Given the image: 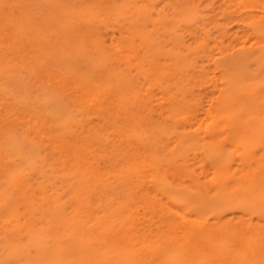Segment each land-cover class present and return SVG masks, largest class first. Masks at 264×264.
<instances>
[{
  "label": "rangeland",
  "instance_id": "rangeland-1",
  "mask_svg": "<svg viewBox=\"0 0 264 264\" xmlns=\"http://www.w3.org/2000/svg\"><path fill=\"white\" fill-rule=\"evenodd\" d=\"M0 20V220L5 219L0 221V233L8 230L0 234V264L50 260L54 237L48 235L51 233L45 224L56 232L59 225L70 228L65 230L64 236L70 237L65 250L63 244L52 254L75 251L84 256V250L90 248L93 253L87 256V264H183L181 249L172 240L164 239L172 216L173 236H179L182 224L201 228L197 248L203 255L208 253L213 264H225L229 258H237L239 264H264L262 247L251 248L252 253L246 250L254 234L263 236L264 242V231L261 235L258 228L264 225V0H0ZM254 103H258L259 110L252 115L250 107ZM220 110H228V116H222ZM235 132L243 136L241 141L231 137ZM80 158L84 159L82 164L77 162ZM70 164L71 170L67 171ZM250 177L254 181L248 182ZM140 179L144 185L139 184ZM159 202L164 205L160 206L163 214L158 215L155 206L161 205ZM179 212L187 214L185 220H181ZM34 223L43 225L44 231L39 230L42 235L47 233L42 240L45 245L41 243L43 236L33 229ZM38 234L40 241L34 238ZM95 236L101 237L94 239ZM104 237H109L108 242ZM241 239L247 240L244 245ZM201 254L195 257L201 260Z\"/></svg>",
  "mask_w": 264,
  "mask_h": 264
},
{
  "label": "bare ground",
  "instance_id": "bare-ground-1",
  "mask_svg": "<svg viewBox=\"0 0 264 264\" xmlns=\"http://www.w3.org/2000/svg\"><path fill=\"white\" fill-rule=\"evenodd\" d=\"M7 1V0H6ZM32 2V1H31ZM100 2V1H99ZM98 2V3H99ZM186 2V1H185ZM197 2H198V0H197ZM36 3V2H35ZM47 4V3H46ZM189 4H190V2H189ZM94 5V4H93ZM98 5V4H97ZM32 6V5H31ZM51 6V5H50ZM91 7H92V5H91ZM18 8V7H17ZM182 8V7H181ZM52 10V9H51ZM260 10H261V8H260ZM54 11V10H53ZM73 11V10H72ZM58 12V11H57ZM63 12V11H62ZM166 12V11H165ZM71 13V12H70ZM168 13V12H167ZM14 14V13H13ZM60 15H62V13H59ZM68 15H69V13H67ZM2 16V15H1ZM75 16V15H74ZM73 16V17H74ZM70 17V16H69ZM107 17V16H106ZM32 18V17H31ZM62 18H64V16L62 17ZM109 18V17H108ZM107 18V19H108ZM93 19V18H92ZM109 19H112V18H109ZM142 18H140V20H141ZM17 20V19H16ZM50 20H51V18H50ZM49 20V21H50ZM53 20V19H52ZM79 20V19H78ZM1 21V20H0ZM10 21V20H9ZM30 21V20H29ZM32 21V20H31ZM2 22V21H1ZM48 22V21H47ZM62 22H63V19H62ZM89 22V21H88ZM93 22V21H92ZM259 22V21H258ZM22 23V22H21ZM94 23V22H93ZM45 24H46V22H45ZM91 24V23H90ZM112 24V23H111ZM4 25V24H3ZM25 25H27V24H25ZM47 25L48 26H50L48 23H47ZM79 25V24H78ZM198 25V24H197ZM19 26V25H18ZM18 26H16L15 25V27H17L18 28ZM97 26V25H96ZM113 26V25H112ZM78 27V26H77ZM84 27V26H83ZM166 27V26H165ZM9 28V27H8ZM7 28V29H8ZM96 28V27H95ZM94 28V29H95ZM3 29H4V27H3ZM2 29V30H3ZM55 29V28H54ZM196 30V29H195ZM223 30V29H222ZM9 31H10V29H9ZM9 31H7L8 33H9ZM52 31V30H51ZM6 32V33H7ZM52 32H54V31H52ZM251 32V31H250ZM249 32V33H250ZM1 34H2V32H1ZM24 34V33H23ZM91 35H92V33H90ZM89 34V35H90ZM4 35V34H3ZM11 35H12V33H11ZM126 35V34H125ZM202 35V34H201ZM254 35V34H253ZM25 36V35H24ZM34 36V35H33ZM97 35H95V37H96ZM8 37V36H7ZM189 37V36H188ZM204 37V36H203ZM248 37V36H247ZM187 38V37H186ZM16 39V38H15ZM14 39V40H15ZM21 39V38H20ZM252 39V38H251ZM8 40V39H7ZM26 40V39H25ZM254 40V39H253ZM1 41V40H0ZM16 41V40H15ZM109 41V40H108ZM255 41V40H254ZM10 41H8V43H9ZM4 43H6V42H4ZM14 43V42H13ZM12 43V44H13ZM32 43V42H31ZM254 43V42H253ZM113 44H115V43H113ZM3 45V44H2ZM9 45V44H8ZM22 45H23V43H22ZM41 45V44H40ZM55 45V44H54ZM138 45V44H137ZM212 45V44H211ZM234 45V44H233ZM240 45V44H239ZM253 45V44H252ZM24 46V45H23ZM255 46V45H254ZM6 47V46H5ZM33 47V46H32ZM60 47V46H59ZM58 47V48H59ZM109 47V46H108ZM259 47V46H258ZM19 48V47H18ZM38 48V47H37ZM115 48H117V47H115ZM242 48V47H241ZM256 48V47H255ZM34 49V48H33ZM82 49V48H81ZM31 50V49H30ZM115 50V49H114ZM114 50H113V52H114ZM39 51V50H38ZM45 51V50H44ZM60 51H61V49H60ZM59 51V52H60ZM3 52V51H2ZM29 52H31V51H29ZM28 52V53H29ZM127 52H128V50H127ZM5 53V52H4ZM19 53V52H18ZM62 53V52H61ZM126 53V52H125ZM132 53V52H131ZM7 54H8V52H7ZM33 54H34V52H33ZM141 54V53H140ZM147 54V53H146ZM8 55H10V54H8ZM40 55H42V54H40ZM117 55H118V53H117ZM1 56H2V54H1ZM1 56H0V58H1ZM18 56V55H17ZM63 56V55H62ZM61 56V57H62ZM65 56V55H64ZM149 56V55H148ZM250 56V55H249ZM4 57V56H3ZM37 57V56H36ZM39 57V56H38ZM81 57V56H80ZM120 57V56H119ZM8 58V57H7ZM16 58V57H15ZM23 58V57H22ZM115 58V57H114ZM247 58V57H246ZM13 59V58H12ZM39 59V58H38ZM34 60V59H33ZM63 60V59H62ZM150 60V59H149ZM6 61V60H5ZM16 61V59L14 60V62ZM8 62V61H7ZM14 62H12V63H14ZM20 62V61H19ZM36 62H37V60H36ZM27 63V62H26ZM52 63V62H51ZM51 63H49L50 65H51ZM5 64H6V62H5ZM19 64V63H18ZM22 64H24V62L22 63ZM54 64V63H53ZM157 64V63H156ZM56 65V64H55ZM65 65V64H64ZM11 66V65H10ZM25 66V65H24ZM62 66V65H61ZM69 66V65H68ZM13 67H14V65H13ZM47 67V66H46ZM54 67V66H53ZM74 67V66H73ZM58 68V67H57ZM160 68H162V67H160ZM50 70V72H51V67L49 68ZM145 70V69H144ZM156 70V69H155ZM211 70V69H210ZM60 71V70H59ZM153 71V70H152ZM45 72H47V70L45 71ZM134 72V71H133ZM69 74V73H68ZM72 74V73H71ZM57 76V75H56ZM43 77V76H42ZM51 77V76H50ZM71 78H73V77H71ZM70 78V79H71ZM126 78V77H125ZM132 78V77H131ZM262 78V77H261ZM264 78V77H263ZM65 79V78H64ZM74 79V78H73ZM72 79V80H73ZM69 80V79H68ZM249 80V79H248ZM54 81V80H53ZM66 81V80H65ZM74 81V80H73ZM167 81V80H166ZM178 81V80H177ZM61 82V81H60ZM59 82V83H60ZM72 82V81H71ZM162 82V81H161ZM7 83H8V81H7ZM46 83V82H45ZM53 83V82H52ZM52 83H51V85H52ZM74 83V82H73ZM260 83V82H259ZM33 84V83H32ZM32 84H30V86H33ZM46 84H49V82L48 83H46ZM56 84V83H55ZM63 84V82L60 84V85H62ZM67 84H68V82H67ZM67 84H64V86L66 85L67 86ZM50 85V84H49ZM69 85H71L70 83H69ZM75 85H77V84H75ZM88 85V84H87ZM84 86H86V85H84ZM221 87V86H220ZM63 88V87H62ZM89 88H90V86H89ZM84 89V88H83ZM88 89V88H87ZM123 89V88H122ZM88 90H90V89H88ZM184 90V89H183ZM66 91V90H65ZM74 91V90H73ZM73 91H72V93H73ZM83 91V90H82ZM81 91V92H82ZM68 92H71V91H69L68 90ZM156 92V91H155ZM22 93V92H21ZM78 93H80V91L78 92ZM84 93V92H83ZM87 93V92H86ZM160 93V92H159ZM80 94H82V93H80ZM144 94V93H143ZM259 94V93H258ZM74 95V94H73ZM79 95V94H78ZM94 95V94H93ZM191 95V94H190ZM77 96V95H76ZM102 97H103V95H102ZM101 97V98H102ZM107 98V97H106ZM118 98V97H117ZM178 98H179V96H178ZM0 99H2V98H0ZM5 100H6V98H4ZM73 99H74V97H73ZM114 99V98H113ZM159 99V98H158ZM4 100V101H5ZM114 100H116V99H114ZM113 100V101H114ZM203 100V99H202ZM102 101H104V100H102ZM207 101V100H206ZM9 102H10V100H9ZM11 102H12V100H11ZM19 102H21V101H19ZM116 102V101H115ZM257 102V101H256ZM85 103V102H84ZM103 103V102H102ZM101 103V104H102ZM29 104V103H28ZM32 104V103H31ZM61 104V103H60ZM99 104H100V102H99ZM115 104V103H114ZM195 104V103H194ZM1 105V104H0ZM8 105V104H7ZM13 105H14V103H13ZM12 105V106H13ZM85 105V104H84ZM98 105V104H97ZM106 105H107V103H106ZM105 105V106H106ZM175 105V104H174ZM206 105V104H205ZM204 105V106H205ZM257 105H258V103H257ZM257 105H255V103H254V106H252V107H250V112L252 113V115H255V114H258V110H259V108L257 107ZM2 106V105H1ZM16 106V105H15ZM34 106V105H33ZM17 107H18V105H17ZM35 107V106H34ZM103 107V106H102ZM227 107V106H226ZM6 109H7V106L5 107ZM4 108V109H5ZM96 108V107H95ZM208 108H209V106H208ZM11 109H12V107H11ZM10 109V110H11ZM23 109V108H22ZM22 109L20 110L19 108H18V110L19 111H22ZM37 108H35V110H36ZM113 109V108H112ZM228 109V108H227ZM13 110H14V108H13ZM12 110V111H13ZM41 110V109H40ZM208 110V109H207ZM212 110V109H211ZM14 111H16L17 112V110H16V108H15V110ZM29 111V110H28ZM31 111V110H30ZM104 110H102V112H103ZM7 112H8V110H7ZM7 112H6V114H7ZM25 112V111H24ZM109 112V111H108ZM193 112V111H192ZM220 112V114L222 115V116H228V110H220L219 111ZM46 113V112H45ZM97 113H98V111H97ZM115 113V112H114ZM195 113V112H194ZM199 113V112H198ZM249 113V112H248ZM5 114V115H6ZM18 114H19V112H18ZM18 114H17V116H18ZM22 114L23 113H21V117H22V120H23V116H22ZM26 114L28 115V112L26 111ZM42 114H44V111H43V113ZM121 114V113H120ZM123 114V113H122ZM15 115V114H14ZM27 115H25L24 114V116H27ZM31 115V114H30ZM124 115V114H123ZM128 115V114H127ZM176 115V114H175ZM247 115V114H246ZM249 115V114H248ZM10 116H11V114H10ZM19 116H20V114H19ZM84 116V115H83ZM135 116V115H134ZM176 116H178V115H176ZM211 116V115H210ZM213 116V115H212ZM12 117H13V114H12ZM11 117V118H12ZM15 117V116H14ZM20 117V118H21ZM28 117V116H27ZM42 117H44V116H42ZM214 118L216 117V119H217V116L216 115H214L213 116ZM25 118V117H24ZM30 118V117H29ZM28 118V119H29ZM157 118V117H156ZM260 118V117H259ZM7 119V118H6ZM31 119V118H30ZM35 119V118H34ZM33 119V120H34ZM42 119H44V118H42ZM142 118H140V120H141ZM144 119V118H143ZM151 119V118H150ZM215 119V120H216ZM4 120V119H3ZM18 120H19V117H18ZM24 120H26V119H24ZM32 120V119H31ZM31 120H30V122H31ZM32 120V121H33ZM136 120H138V118L136 117ZM215 120H213V122L215 123ZM142 121V120H141ZM149 121V120H148ZM12 122V121H11ZM29 122V123H30ZM40 122V121H39ZM128 122H130V120L128 121ZM146 122H147V120H146ZM194 122V121H193ZM32 123V122H31ZM47 123V122H46ZM148 123V122H147ZM150 123V122H149ZM217 123V122H216ZM16 124V123H15ZM19 124H20V122H19ZM49 124V123H48ZM131 124V123H130ZM134 124V123H133ZM143 124H145V122L143 123ZM24 125V124H23ZM34 125H36V124H34ZM33 125V126H34ZM37 125H41V124H37ZM120 125V124H119ZM216 125V124H215ZM127 126V125H126ZM143 126V125H142ZM36 127V126H35ZM147 127H149V126H147ZM157 127H158V125H157ZM187 127V126H186ZM197 127V126H196ZM202 127V126H201ZM213 127V126H212ZM31 128V127H30ZM134 128V127H133ZM146 128V127H145ZM189 128V127H188ZM218 128H220V127H218ZM221 128H223V127H221ZM24 129V128H23ZM127 129H128V127H127ZM148 129V128H147ZM150 129V128H149ZM227 130H228V128H226ZM40 130V129H39ZM39 130H38V132H39ZM114 130V129H113ZM126 130V129H125ZM155 130V129H154ZM223 130V129H222ZM225 130V129H224ZM139 131V130H138ZM169 131V130H168ZM187 131H189V130H187L186 129V132ZM34 132V131H33ZM127 132V131H126ZM153 132V131H152ZM225 132V131H224ZM227 132V131H226ZM28 133H30V131L28 132ZM54 133V132H53ZM56 133V132H55ZM148 133V132H147ZM22 135H23V133H21ZM27 134V133H26ZM34 134V133H33ZM35 134H36V132H35ZM39 133H37V135H38ZM61 134H62V132H61ZM64 134V133H63ZM150 134V133H149ZM1 136V135H0ZM82 136V135H81ZM216 136V135H215ZM247 136V135H246ZM39 137V136H38ZM59 138H60V136H58ZM67 137V136H66ZM203 137V136H202ZM231 137L234 139V140H237V141H241V137H243L241 134H239V133H237V132H235V133H233L232 135H231ZM3 138V137H2ZM25 138V137H24ZM39 138H41V137H39ZM55 138V137H54ZM78 138V137H77ZM119 138V137H118ZM120 138H123V136L122 137H120ZM152 138H153V136H152ZM158 138H159V136H158ZM157 138V139H158ZM201 138V137H200ZM1 139V138H0ZM42 139V138H41ZM125 139V138H124ZM155 139H156V137H155ZM214 139V138H213ZM3 140V139H2ZM27 140V139H26ZM72 140V139H71ZM71 140H70V142H71ZM216 140H217V138L215 139V142H216ZM1 141V140H0ZM52 141V140H51ZM75 141V140H74ZM130 141H132V140H130ZM3 142V141H2ZM25 142V141H24ZM102 142V141H101ZM123 142V141H122ZM129 142V141H128ZM134 142V141H133ZM207 142H209V140H207ZM223 142V141H222ZM227 142V141H226ZM235 142V141H234ZM9 143V142H8ZM51 143V142H50ZM50 143H48V144H50ZM55 143V142H54ZM66 143V142H65ZM68 143H69V141H68ZM75 143V142H74ZM91 143H92V141H91ZM91 143H90V145H91ZM131 143V142H130ZM212 143H213V141H212ZM39 144H40V142H39ZM56 144V143H55ZM77 144H78V142H77ZM136 144V143H135ZM169 144V143H168ZM65 145V144H64ZM89 145V146H90ZM131 145V144H130ZM130 145H128V146H130ZM177 145V144H176ZM60 146H62V145H60ZM71 146V145H70ZM69 146V147H70ZM132 146H134L133 144H132ZM137 146V145H136ZM167 146V145H166ZM192 146V145H191ZM237 146V145H236ZM27 148H28V146H26ZM100 147V146H99ZM140 147H141V145H140ZM235 147V146H234ZM8 148H9V145H8ZM41 148V147H40ZM105 148V147H104ZM121 148H122V145H121ZM124 148V147H123ZM126 148H127V146H126ZM136 148H138V147H136ZM143 148H145V147H143ZM158 148V150L160 151V150H162V149H159V147H157ZM232 148V147H231ZM48 149V148H47ZM56 149V148H55ZM54 149V150H55ZM65 149V148H64ZM112 149V148H111ZM196 149H198V148H196ZM247 149H249V148H247ZM67 150V149H66ZM71 150V149H70ZM98 150V149H97ZM119 150V149H118ZM132 150H133V147H132ZM191 150V149H190ZM234 150V149H233ZM72 151H73V149H72ZM71 151V152H72ZM80 151V150H79ZM82 151V150H81ZM113 151V150H112ZM129 151V150H128ZM196 151H198V150H196ZM69 152V151H68ZM71 152H69V154L71 153ZM126 152H127V150H126ZM137 152V151H136ZM138 152H139V148H138ZM233 152V151H232ZM42 153V152H41ZM62 154H63V152H61ZM133 153V152H132ZM134 153H135V147H134ZM133 153V154H134ZM168 153V152H167ZM196 153H198V152H196ZM238 153V152H237ZM55 154H56V152H55ZM144 154V153H143ZM8 155V154H7ZM95 155H96V157L98 156V153L97 152H95ZM103 155H104V153H103ZM112 155V154H111ZM160 155V154H159ZM244 155V154H243ZM248 155V154H247ZM123 156V155H122ZM128 156H129V154H128ZM162 156H164V155H162ZM223 156V155H222ZM257 156V158H258V155H256ZM82 157V156H81ZM138 157V156H137ZM156 157V156H155ZM221 157V156H220ZM236 157V156H235ZM250 157V156H249ZM34 158V157H33ZM61 158V157H60ZM68 158V157H67ZM73 158H74V156H73ZM113 158V157H112ZM200 158V157H199ZM256 158V157H255ZM86 159V158H85ZM111 159V158H110ZM133 159H135V158H133ZM143 159V158H142ZM236 159V158H235ZM245 159V158H244ZM247 159V158H246ZM262 159V158H261ZM23 160V159H22ZM60 160V159H59ZM71 160V159H70ZM111 160H114V159H111ZM128 160V159H127ZM145 160H147L146 158H145ZM144 160V161H145ZM260 160V159H259ZM39 161V160H38ZM57 161V160H56ZM81 162V164L84 162V159H79L77 162ZM98 161V160H97ZM133 161V160H132ZM165 161V160H164ZM180 161V160H179ZM179 161L178 162H176L177 164L179 163ZM194 161H196L195 159H194ZM221 161V160H220ZM255 161H257V160H255ZM254 161V162H255ZM18 163H19V161H17ZM21 162H23V161H21ZM128 162H129V160H128ZM139 162V161H138ZM170 162V161H169ZM181 162V161H180ZM183 162V161H182ZM238 162V161H237ZM254 162H253V164H254ZM259 162V161H258ZM257 162V163H258ZM54 163V162H53ZM57 163V162H56ZM73 163V162H72ZM131 163H133V164H135L134 162H130V164ZM143 163V162H142ZM260 163V162H259ZM262 163V162H261ZM47 164V163H46ZM52 164V163H51ZM60 164V163H59ZM81 164H80V166H81ZM85 164V163H84ZM87 164H88V162H87ZM102 164V163H101ZM145 164V163H144ZM161 164V163H160ZM210 164V163H209ZM238 164V163H237ZM264 164V163H263ZM21 165V164H20ZM23 165H24V163H23ZM22 165V166H23ZM49 166H50V164H48ZM127 165V164H126ZM164 165V164H163ZM170 165V164H169ZM255 165V164H254ZM58 166V165H57ZM62 166V165H61ZM60 166V167H61ZM71 166H72V164H70V167L69 168H67V171H70L71 170ZM89 166V165H88ZM96 166V165H95ZM102 166V165H101ZM122 166V165H121ZM128 166V165H127ZM133 166V165H132ZM135 166V165H134ZM133 166V167H134ZM148 166V165H147ZM166 166V165H165ZM207 166V165H206ZM21 167V166H20ZM54 168L56 167L55 165L53 166ZM85 167V166H84ZM94 167V166H93ZM125 167V166H124ZM132 167V168H133ZM144 167H145V165H144ZM164 167V166H163ZM171 167V166H170ZM174 167V166H173ZM198 167V166H197ZM240 167V166H239ZM43 168V167H42ZM59 168V167H58ZM154 168V167H153ZM172 168V167H171ZM177 168V166L175 167V169ZM194 168V167H193ZM209 168V167H208ZM235 168V167H234ZM254 168L256 169V166H254ZM258 168V167H257ZM105 169V168H104ZM109 169V168H108ZM126 169V168H125ZM127 169H129V168H127ZM126 169V170H127ZM134 169H135V167H134ZM143 169H145V168H143ZM143 169L141 170V171H143ZM150 169V168H149ZM168 169H170V168H168ZM167 169V170H168ZM1 170V169H0ZM22 170H24V169H22ZM56 170H57V168H56ZM61 170H62V168H61ZM160 170V169H159ZM171 170V169H170ZM184 170V169H183ZM58 171H59V169H58ZM64 171V170H63ZM116 171H117V169H116ZM135 171V170H134ZM146 171V170H145ZM149 171V170H148ZM148 171L146 172V174H148ZM151 171V170H150ZM153 171V170H152ZM205 171V170H204ZM237 171H239V170H237ZM104 172V171H103ZM120 172V171H119ZM126 171L124 170V174H126L125 173ZM157 172H158V169H157ZM156 172V173H157ZM176 172V171H175ZM177 172H179V171H177ZM201 172V171H200ZM228 172V171H227ZM261 172H263V171H261ZM50 173V172H49ZM85 173V172H84ZM118 173V172H117ZM129 173H130V170H129ZM135 173V172H134ZM160 173V172H159ZM162 173V172H161ZM215 173V172H214ZM226 173V172H225ZM229 173V172H228ZM227 173V174H228ZM238 173V172H237ZM239 173H240V171H239ZM23 174V173H22ZM36 174V173H35ZM47 174V173H46ZM54 174V173H53ZM56 174V173H55ZM67 174V173H66ZM88 174V173H87ZM101 174V173H100ZM123 174V175H124ZM128 174V173H127ZM126 174V175H127ZM131 174V173H130ZM129 174V175H130ZM152 174V173H151ZM178 174V173H177ZM180 174V173H179ZM202 174V173H201ZM204 174V173H203ZM78 175V173L76 174V176ZM85 175V174H84ZM107 175V174H106ZM155 175V174H154ZM164 175H166V174H164ZM224 175V174H223ZM226 175V174H225ZM229 175V174H228ZM258 175V174H257ZM263 175V174H262ZM26 176V175H25ZM31 176V175H30ZM81 176V175H80ZM85 176H87V175H85ZM118 176V175H117ZM121 176V175H120ZM139 176H140V174H139ZM152 176H153V174H152ZM166 176H169V174L168 175H166ZM165 176V177H166ZM175 176H177L176 175V173H175ZM179 176V175H178ZM181 176V175H180ZM204 176H205V174H204ZM215 176V174L213 175V177ZM221 176V175H220ZM245 176V175H244ZM261 176V175H260ZM4 177V176H3ZM82 177H84V176H82ZM125 177V176H124ZM123 177V178H124ZM127 177V176H126ZM150 177V176H149ZM154 177V176H153ZM172 176H170V178H171ZM182 177V176H181ZM228 177H230V176H228ZM233 176H231V178H232ZM256 177V176H255ZM258 177H259V175H258ZM33 178V177H32ZM80 178V177H79ZM117 178V180H118V177H116ZM122 178V179H123ZM136 178V177H135ZM134 178V179H135ZM138 178V177H137ZM140 178H141V176H140ZM152 178V177H151ZM161 178V177H160ZM225 178H226V176H225ZM37 179V178H36ZM40 179V178H39ZM44 179H45V177H44ZM72 179V178H71ZM128 179V178H127ZM227 179H229V178H227ZM234 179V178H233ZM237 179H239V178H237ZM236 179V180H237ZM35 180V179H34ZM60 180V179H59ZM62 180V179H61ZM130 180V179H129ZM138 181H139V179H137ZM136 180V181H137ZM142 179H140V182H139V184L142 182L141 181ZM149 180H151V179H149ZM226 180V179H225ZM224 179H222V181H225ZM247 180H248V182H252V181H254V179H252L251 177L250 178H247ZM36 181V180H35ZM35 181H33V182H35ZM38 181V180H37ZM78 181V180H77ZM91 181V180H90ZM92 181H93V179H92ZM133 181V180H132ZM135 181V182H136ZM204 181V180H203ZM217 181V180H216ZM44 182V181H43ZM110 182V181H109ZM118 182V181H117ZM134 182V183H135ZM148 182V181H147ZM154 182V181H153ZM171 182H172V180H171ZM170 182V183H171ZM175 182H176V180H175ZM179 182V181H178ZM221 182V181H220ZM23 183H25V182H23ZM30 183V182H29ZM32 183V182H31ZM89 183V182H88ZM92 183V182H91ZM111 183V182H110ZM123 183H125V182H123ZM126 183H127V181H126ZM133 183V182H132ZM173 183H174V181H173ZM234 183V182H233ZM232 183V184H233ZM26 184V183H25ZM36 184V183H35ZM40 184V183H39ZM93 184H94V182H93ZM137 184H138V182H137ZM146 184H148V183H146ZM221 184H222V182H221ZM225 184V183H224ZM223 184V185H224ZM235 184V183H234ZM242 184V183H241ZM240 184V185H241ZM253 184V183H252ZM12 185V184H11ZM27 185H28V183H27ZM48 185V184H47ZM127 185V184H126ZM140 185H144L143 183L142 184H140ZM230 185H231V183H230ZM229 185V186H230ZM243 185V184H242ZM246 185V184H245ZM35 186V185H34ZM101 186V185H100ZM133 186H135V188H136V185H133ZM139 186V185H138ZM148 186V185H147ZM173 186V185H172ZM179 186V185H178ZM216 186V185H215ZM46 187V186H45ZM116 187V186H115ZM114 187V188H115ZM128 187H129V185H128ZM131 187H132V185H131ZM130 187V188H131ZM144 187H146V186H143V190H147V189H145ZM150 187V186H149ZM184 187H186V186H184ZM189 187V186H188ZM221 187H222V185H221ZM220 187V188H221ZM227 187H228V185H227ZM231 187H233L232 185H231ZM244 187H247V186H244ZM11 188V187H10ZM26 187H24V189H25ZM94 188V187H93ZM118 188H123L122 186L120 187H118ZM134 188V189H135ZM139 188H141V187H139ZM147 188V187H146ZM152 188V187H151ZM151 188L149 189V192H150V190H151ZM178 188V187H177ZM218 188V187H217ZM219 188V189H220ZM224 188V187H223ZM229 188V187H228ZM242 188V187H241ZM255 188V187H254ZM23 189V188H22ZM23 189V190H24ZM34 189H36V187L34 188ZM83 189V188H82ZM85 189V188H84ZM87 189V188H86ZM100 189H103V187L102 188H100ZM117 189V188H116ZM124 189V188H123ZM197 189V188H196ZM196 189H195V191H196ZM203 189V188H202ZM213 190H214V188H212ZM233 189V188H232ZM243 189V188H242ZM7 190V189H6ZM11 190V189H10ZM29 190H31V188H29ZM28 190V191H29ZM120 190V189H119ZM126 188H125V190L123 191V192H125L126 193ZM141 190H142V188H141ZM159 190V189H158ZM229 190H231V189H228V191ZM82 191V190H81ZM87 191V190H86ZM101 191V190H100ZM103 191H104V189H103ZM110 191V190H109ZM117 191V190H116ZM120 191H122V190H120ZM128 191V190H127ZM133 191V190H132ZM136 191H137V189H136ZM140 191V190H139ZM160 191V190H159ZM217 191V190H216ZM9 192V191H8ZM30 192V191H29ZM28 192V193H29ZM46 192V191H45ZM102 192V191H101ZM106 192V191H105ZM141 192V191H140ZM143 193H145L144 191H142ZM146 192H148V190L146 191ZM201 192V191H200ZM213 192V191H212ZM14 193V192H13ZM36 193H38V192H36ZM59 193V192H58ZM125 193H123L122 195H124ZM152 193V192H151ZM150 193V194H151ZM157 193V192H156ZM255 193V192H254ZM253 193V194H254ZM30 194V193H29ZM39 194V193H38ZM47 194V193H46ZM49 194V193H48ZM53 194V193H52ZM108 194V193H107ZM118 194H119V192H118ZM139 194V193H138ZM141 195L140 196H142V193H140ZM147 194V193H146ZM220 194V193H219ZM252 194V195H253ZM263 194V193H262ZM15 195V194H14ZM40 195V194H39ZM43 195V194H42ZM159 194H157V196H158ZM251 195V194H250ZM249 195V196H250ZM27 196V195H26ZM45 196V195H44ZM46 196H48V195H46ZM51 196V195H50ZM113 196V195H112ZM150 196V195H149ZM161 196V195H160ZM40 197V196H39ZM120 197V196H119ZM147 197H148V195H147ZM146 197V198H147ZM150 197H152V196H150ZM50 199H51V197H49ZM106 198V197H105ZM142 198V197H141ZM156 198H158V197H156ZM163 198V197H162ZM161 198V199H162ZM107 199V198H106ZM140 199V198H139ZM154 199V198H153ZM159 199H160V197H159ZM160 199V200H161ZM43 200V199H42ZM124 200V199H123ZM126 200V199H125ZM125 200H124V202H125ZM149 201H150V199H148ZM147 200V201H148ZM155 200V199H154ZM157 200V199H156ZM167 200H168V198H167ZM44 201V200H43ZM71 201V200H70ZM129 201V200H128ZM137 200H135V202H136ZM158 201V200H157ZM51 202V201H50ZM88 202V201H87ZM134 202V201H133ZM134 202V203H135ZM143 202V201H142ZM164 201L162 200V203H163ZM47 203H49V202H47ZM127 203V202H126ZM140 203V202H139ZM145 203V205H146V202H144ZM144 203H141V204H143L144 205ZM155 203V202H154ZM162 203H160L159 202V204H161V205H158L157 204V206H155V208H157V214H158V212H159V214L161 213V211H160V206H163L162 205ZM57 204V203H56ZM55 204V205H56ZM71 204V203H70ZM93 204V203H92ZM130 204H131V201H130ZM230 204V203H229ZM48 205V204H47ZM54 205V206H55ZM73 205V204H72ZM128 205H129V203H128ZM137 205V204H136ZM144 205V206H145ZM149 205V204H148ZM80 206V205H79ZM105 206V205H104ZM134 206V205H133ZM152 207H153V205H151ZM174 206V205H173ZM262 206V205H261ZM47 207V206H46ZM45 207V208H46ZM92 207V206H91ZM146 207V206H145ZM204 207V206H203ZM232 207V206H231ZM230 207V208H231ZM255 207V206H254ZM253 207V208H254ZM257 207V206H256ZM48 208H51V207H48ZM71 208V207H70ZM144 208V207H143ZM148 208V207H147ZM163 208V207H162ZM174 208V207H173ZM181 208H182V206H181ZM25 209V208H24ZM47 209V208H46ZM128 209V208H127ZM211 209V208H210ZM212 209H213V207H212ZM49 210V209H48ZM144 210V209H143ZM149 210H150V208H149ZM39 211H41L40 209L38 210V212ZM49 211H51V212H53L52 210H49ZM93 211H95V210H93ZM124 211H125V209H124ZM167 212H168V210H166ZM256 211V210H255ZM154 212V211H153ZM191 212V211H190ZM214 212H216V211H214ZM257 212H259V210L257 211ZM45 213V212H44ZM43 213V215H47V214H44ZM47 213V212H46ZM55 212H53V214H54ZM85 213V212H84ZM156 213V212H155ZM195 213V212H194ZM194 213H192V214H194ZM207 213H208V211H207ZM239 213V212H238ZM57 214V213H56ZM55 214V215H56ZM72 214V213H71ZM74 214V213H73ZM93 214V213H92ZM95 214V213H94ZM120 214V213H119ZM138 214V213H137ZM142 214V213H141ZM158 214V215H159ZM161 214H163V213H161ZM186 214V213H185ZM184 213H181V212H179V214H178V216L181 218V220H185V218H186V215H185ZM232 214H233V212H232ZM232 214H231V216H232ZM109 215V214H108ZM135 215H136V213H135ZM166 215V214H165ZM230 215V214H229ZM239 216H241L240 215V213L238 214ZM246 215V214H245ZM255 215V214H254ZM6 216V215H5ZM38 216V215H37ZM36 216V217H37ZM41 216V214L38 216V217H40ZM93 216V215H92ZM151 216H152V214H151ZM155 216V215H154ZM157 216V215H156ZM155 216V217H156ZM167 216V215H166ZM194 216H196V215H194ZM243 216V215H242ZM257 216V215H256ZM35 217V216H34ZM35 217V218H36ZM37 217V218H38ZM44 217V216H43ZM116 217V216H115ZM133 217V216H132ZM197 218H198V216H196ZM229 217V216H228ZM47 218H49V215H48V217ZM46 218V219H47ZM113 218V217H112ZM141 218V217H140ZM146 218H147V216H146ZM164 216L162 215V219H163V221H165L164 220ZM174 218H176V217H174ZM192 218V217H191ZM203 218V217H202ZM209 218V217H208ZM211 218H214V216H212L211 215ZM226 218V217H225ZM243 218V217H242ZM241 218V219H242ZM248 218V217H247ZM259 218V217H258ZM1 219V218H0ZM2 219H3V221L5 220L3 217H2ZM50 219V222H51V224H52V221H54V220H52L51 221V218H49ZM115 219V218H114ZM117 219V218H116ZM137 219V218H136ZM161 219V218H160ZM161 219V220H162ZM168 219V218H167ZM172 219H173V216H172V218H171V223H166L167 224V230L165 229V231H164V235L166 236L164 239H166L168 242H170L171 240H172V242H174V243H176V246L178 247V248H180L181 249V253L179 254L180 255V258L183 260V264H213V262H211V257L209 256V254L208 253H204V255L203 254H201V252H200V249L199 248H197L199 245H200V243H201V237H200V234H199V232H200V230H201V228L200 227H195V228H192V224H182L181 226H180V228H181V231H180V234H179V236H173V223H172ZM201 219V218H200ZM224 219V218H223ZM222 219V220H223ZM228 219H230V218H228ZM23 220V219H22ZM36 220V219H35ZM41 220H42V222H44L43 221V219L41 218ZM41 220H40V222H41ZM102 220V219H101ZM118 221L119 220H122V219H117ZM116 220V221H117ZM159 220V219H158ZM176 220V219H175ZM177 220H178V217H177ZM197 220V219H196ZM215 220H216V218H215ZM225 220V219H224ZM223 220V221H224ZM238 220V219H237ZM236 220V221H237ZM240 220V219H239ZM255 220L256 219H254V223H255ZM264 220V219H263ZM1 221V220H0ZM3 221H1V222H3ZM107 221V220H106ZM125 221V220H124ZM130 223H131V218H130ZM135 221V220H134ZM211 221V220H210ZM212 221H214V220H212ZM231 221V220H230ZM230 221H228V223L230 222ZM246 221V220H245ZM36 222H38V219H37V221ZM41 222V223H42ZM68 222H69V219H68ZM110 222H111V218H110ZM115 222V221H114ZM128 222V221H127ZM156 222V221H155ZM177 222V221H176ZM175 222V223H176ZM188 222V221H187ZM216 222V221H215ZM220 222V221H219ZM222 222V221H221ZM258 222H259V220H258ZM21 223V222H20ZM48 223V222H47ZM55 223H56V221H55ZM91 222H89L87 225H89ZM109 223V222H108ZM108 223L106 224V225H108ZM121 223V222H120ZM119 223V224H120ZM129 223V222H128ZM129 223V224H130ZM164 223V222H163ZM194 223V222H193ZM211 223V222H210ZM209 223V224H210ZM226 223V222H225ZM224 223V224H225ZM231 223V222H230ZM254 223H253V225H254ZM260 223V222H259ZM66 224H67V222H66ZM71 224V223H70ZM86 224V223H85ZM104 224V223H103ZM102 224V225H103ZM127 224V223H126ZM134 224V223H133ZM133 224H131L132 226H133ZM138 224V223H137ZM212 224V223H211ZM215 224V223H214ZM217 224V223H216ZM232 224V223H231ZM6 225V224H5ZM5 225L3 226L4 228H5ZM17 225V224H16ZM22 225V224H21ZM34 225L35 226H33V229L36 231V232H38L40 235H41V237H42V239H41V243L43 242L42 240H44L43 238H45L44 236L47 234H45L44 233V235H42L41 234V232H42V230H43V228L45 227V229L48 231H50V233L52 234H48V235H50V236H52V237H54V239H51V243H52V245L50 246L51 247V256H50V260H45V259H40V260H35V261H31L30 262V264H43V263H46V262H48L49 261V264H87V262L88 263H90V261H89V258L87 257L88 255H92V251H91V249L90 248H88V250L87 249H85L84 251H85V255L83 256H81L79 253H75V251H73V252H69V253H67V254H63V255H57V254H55V253H53L52 254V251H58V249L61 247L62 248V246L61 245H63L64 244V250H65V245H66V243H69L70 242V237H68V236H64L65 234H66V232H65V230H70V228L68 227V229H65V228H63L64 226H58V232H56L57 231V229H56V231H55V228H54V230L50 227V225L49 224H45L44 225V227H43V225H38V226H36V223H34ZM53 225V224H52ZM72 225V224H71ZM87 225H85V226H87ZM101 225V226H102ZM111 225V224H110ZM125 225V224H124ZM124 225H122V227H124ZM207 225V224H206ZM238 225V224H237ZM240 225V224H239ZM244 225V224H243ZM1 226V225H0ZM27 226V225H26ZM29 226V225H28ZM54 226V225H53ZM67 226V225H66ZM84 226V227H85ZM95 226V225H94ZM135 226V225H134ZM152 226V225H151ZM150 226V227H151ZM163 226V225H162ZM209 226V225H208ZM214 226H216V225H213V227ZM219 226H220V224H219ZM218 226V227H219ZM222 226V225H221ZM255 226V225H254ZM7 227V226H6ZM71 227H73V226H71ZM88 227V226H87ZM128 227V226H127ZM131 227V226H130ZM138 227V226H137ZM149 227V226H148ZM217 227V228H218ZM224 227H225V225H224ZM231 227H232V225H231ZM234 227V226H233ZM1 228V227H0ZM29 228V227H28ZM27 228V229H28ZM30 228H31V226H30ZM42 229V230H39V229ZM81 228V227H80ZM114 228H118V227H115L114 226ZM124 228H126V226L124 227ZM144 228V227H143ZM147 228V227H146ZM145 228V229H146ZM205 228V227H204ZM207 228V227H206ZM205 228V229H206ZM220 228V227H219ZM243 228V227H242ZM250 228V227H249ZM258 228H261L260 230H261V235H262V231H264V225H260V226H258ZM12 229V228H11ZM24 229V228H23ZM31 230V231H34V230ZM88 229L90 230L91 228H89L88 227ZM93 229V228H92ZM96 229V228H95ZM100 229V228H99ZM98 229V230H99ZM120 229V228H119ZM122 229V228H121ZM128 229V228H127ZM178 229V228H177ZM205 229H202V231L204 230L205 231ZM227 229V231L229 230L228 228H226ZM226 229H224V230H226ZM244 229H245V226H244ZM244 229H242L243 230V232H244ZM101 231H102V229H100ZM106 230H107V228H106ZM116 230V229H115ZM115 230H112V231H115ZM123 230V229H122ZM214 230V229H213ZM219 230V229H218ZM221 230H223V229H221ZM234 230V229H233ZM232 230V231H233ZM238 230V229H237ZM260 230H258V231H260ZM2 231H3V229H2ZM4 231H5V229H4ZM7 232H8V230H6ZM5 231V232H6ZM16 231H18V229L16 230ZM16 231H15V233H16ZM20 231V230H19ZM26 231H30V230H26ZM44 231V230H43ZM83 231H85V232H87L86 231V228H84V230ZM104 231V230H103ZM102 231V232H103ZM119 231H121V230H119ZM125 231V229L123 230V232ZM255 231H257V230H255ZM257 231V232H258ZM5 232H3V233H5ZM10 232V231H9ZM27 232V233H28ZM93 232V231H92ZM122 232V231H121ZM120 232V233H121ZM134 232V231H133ZM229 232H230V230H229ZM228 232V233H229ZM240 232V231H239ZM249 232V231H248ZM3 233H0V234H3ZM14 232L12 231V234H13ZM14 233V234H15ZM19 233V232H18ZM21 233V232H20ZM29 233H31V232H29ZM68 233H70V231H68ZM83 233V232H82ZM99 233V232H98ZM113 233V232H112ZM130 233V232H129ZM141 233V232H140ZM154 233V232H153ZM159 233V232H158ZM224 233V232H223ZM227 233V232H226ZM241 233V232H240ZM245 234H246V232H244ZM250 233H251V231H250ZM11 234V233H10ZM25 234H26V232H25ZM38 234V235H39ZM85 234V233H84ZM83 234V235H84ZM95 234H97V232L95 231V233H94V235ZM115 234V233H114ZM133 234V233H132ZM144 234V233H143ZM146 234V233H145ZM162 234V233H161ZM220 234H221V231H220ZM4 235V234H3ZM3 235H1V236H3ZM16 235V234H15ZM33 236H34V233L32 234ZM38 235H35L36 237H34V238H37V240H39V238H40V235L38 236ZM82 235V234H81ZM86 235V234H85ZM99 235H101V234H99ZM108 236H109V234H107ZM118 235V234H117ZM116 235V236H117ZM124 235V234H123ZM140 235V234H139ZM157 235V234H156ZM222 235V234H221ZM242 235V237H243V234H241ZM247 236L248 235H250L251 236V234H249V233H247L246 234ZM246 235H244V236H246ZM9 236H11V235H9ZM12 236H14V235H12ZM26 236H27V234H26ZM71 236H73V234H71ZM79 236V235H78ZM88 236V235H87ZM102 236V235H101ZM100 236V237H101ZM115 235H114V237H116ZM119 236H122V234L121 235H119ZM119 236H117V237H119ZM150 236V235H149ZM240 236V235H239ZM238 236V237H239ZM4 237V236H3ZM16 237V236H15ZM19 237V236H18ZM75 237V236H74ZM81 237V236H80ZM83 237H85V236H83ZM83 237H81L82 239H83ZM91 238H92V236H90ZM90 237H89V241H90ZM100 237H97V236H95L94 237V239L96 238V239H98V238H100ZM103 237V236H102ZM106 237V236H105ZM104 237V238H105ZM113 237V238H114ZM125 237V236H124ZM130 237V236H129ZM138 237V236H137ZM139 237H141V236H139ZM151 237V236H150ZM2 238V237H1ZM14 238V237H13ZM33 238V239H34ZM103 238V239H104ZM107 238H109V237H107ZM107 238H105L106 239V242H108L107 240ZM112 238V237H111ZM121 237H119V239H120ZM126 238H127V236H126ZM131 238H132V235H131ZM154 238H155V236H154ZM153 238V239H154ZM161 238V237H160ZM162 238H163V236H162ZM262 238H263V236L261 237L260 235H258V234H254L253 235V238L251 239V241H249V242H247L248 244H251V245H248V247H247V249H246V246H245V249L246 250H248V249H250V252L252 253V251H254V250H251V248L253 249V247H255V248H263V249H260V250H264V242H261L262 241ZM29 239H30V237H29ZM46 239V238H45ZM74 239V238H73ZM79 238H77V240H76V243L77 242H79V240H78ZM85 239V238H84ZM121 239H123V238H121ZM136 239V238H135ZM222 239V238H221ZM226 239L229 241V239H230V235L229 236H226ZM225 239V240H226ZM248 239V238H247ZM2 240H5V239H2ZM36 240V241H37ZM75 240V239H74ZM124 240V239H123ZM122 240V241H123ZM145 240H147L146 238H145ZM166 240H164L165 241V243H167L166 242ZM242 240V239H241ZM245 242H244V241ZM242 241H243V245H244V243H246V239H243ZM18 241V240H17ZM31 241V240H30ZM40 241V240H39ZM45 241V240H44ZM49 241V240H48ZM61 241V242H60ZM83 241V240H82ZM87 241V243H88V240H85V242ZM93 241V240H92ZM126 241V240H125ZM151 241V240H150ZM153 241V240H152ZM155 241V240H154ZM153 241V242H154ZM222 241V240H221ZM223 241H224V239H223ZM242 241H240V242H242ZM38 242V241H37ZM47 242V241H46ZM94 242V241H93ZM100 242L102 243V241L100 240ZM106 242H105V245H106ZM146 242V241H145ZM149 242V241H148ZM147 242V243H148ZM226 243H227V241H225ZM224 242V243H225ZM12 243V242H11ZM10 243V244H11ZM44 243V242H43ZM42 243V244H43ZM48 243V242H47ZM87 243H85V244H87ZM95 243V242H94ZM100 243V244H101ZM109 243H111V242H109ZM119 243H121V241L119 242ZM161 243H163L162 241H161ZM160 243V244H161ZM173 243V244H174ZM0 244H3V241L2 242H0ZM24 244V243H23ZM41 244V245H42ZM46 243H44L43 245H45ZM78 244V243H77ZM76 244V245H77ZM84 244V245H85ZM113 244H114V242H113ZM111 245V246H114V245ZM127 244H129V243H127ZM149 244V243H148ZM151 244H152V242H151ZM154 244V243H153ZM156 244V243H155ZM164 244V243H163ZM227 244H230V241L227 243ZM237 244V243H236ZM242 244V243H241ZM116 245V244H115ZM158 245V244H157ZM238 245H239V243H238ZM67 246V245H66ZM107 246H109V244L107 245ZM122 246V245H121ZM127 246V245H126ZM129 246V245H128ZM140 246V245H139ZM145 246V245H144ZM154 246H156V245H154ZM161 246V245H160ZM164 246V245H163ZM165 246H166V244H165ZM169 246V245H168ZM225 246V245H224ZM229 246V245H228ZM231 247H232V245H230ZM233 246H235L234 244H233ZM28 247V246H27ZM95 247V246H94ZM99 248H100V245L98 246ZM116 247V246H115ZM147 247V246H146ZM151 247V246H150ZM231 247H227V248H230V249H232ZM241 247H242V245H241ZM48 249H49V247H47ZM109 248V247H108ZM122 248V247H121ZM130 248L132 249V247L130 246ZM136 248H137V246H136ZM140 248V247H139ZM149 248V247H148ZM155 248V247H154ZM154 248H152L151 249V251H153V249ZM203 248V247H202ZM236 248H238V247H236L235 246V249ZM244 248V247H243ZM46 249V248H45ZM48 249H46V250H48ZM82 249H84V248H82ZM116 249V248H115ZM129 248H127V250H128ZM194 249V251L195 252H193L192 250ZM61 250V249H60ZM101 250V249H100ZM100 250H99V252H100ZM104 250V249H103ZM122 250H123V248H122ZM134 250V249H133ZM132 250V251H133ZM147 250V249H146ZM150 250V249H149ZM237 250V249H236ZM259 250V251H260ZM9 251V250H8ZM108 251V250H107ZM114 251V250H113ZM118 251V250H117ZM117 251H115V253L117 254ZM120 251V250H119ZM142 251V250H141ZM143 251H145L144 249H143ZM151 251H149V252H151ZM240 251H241V249H240ZM244 250H242V252H243ZM257 251V250H256ZM109 252H110V250H109ZM135 252V251H134ZM236 251H233V253H235ZM248 252V251H247ZM246 252V253H247ZM264 252V251H263ZM127 253H130V251H128ZM138 253H140V252H138ZM145 253H146V251H145ZM148 253V252H147ZM256 253V252H255ZM60 254H62V253H60ZM119 254V253H118ZM133 254H135V253H133ZM200 254H201V260H198L195 256H200ZM244 254V253H243ZM259 254V253H258ZM57 255V256H56ZM119 255H121V253L119 254ZM142 255V257H143V253L141 254ZM147 255H149V254H147ZM233 255V254H232ZM6 256V255H5ZM19 256V255H18ZM124 256H125V253H124ZM137 255H135V257H136ZM234 256V255H233ZM232 256V257H233ZM256 256V255H255ZM258 256V255H257ZM11 257V256H10ZM40 257H41V255H40ZM86 257V258H85ZM96 257H98V255L96 256ZM100 257V256H99ZM134 257V258H135ZM235 257H237V253H236V256H234V258ZM246 257H247V254H246ZM260 257V256H259ZM83 258H84V262H83ZM101 258H104V257H101ZM113 257H111V259H112ZM129 258V257H128ZM137 259V258H136ZM149 259V258H148ZM236 259L237 258H235V259H227L226 260V262H225V264H239V263H237L236 262ZM251 259V258H250ZM103 260V259H102ZM102 260L100 261V262H102ZM107 260V259H106ZM140 260V259H139ZM143 260V259H142ZM240 260V259H239ZM249 260V259H248ZM254 260H256V259H254ZM153 261H155V260H153ZM238 261V260H237ZM253 261V260H252ZM262 261H264V260H262ZM97 262H99L98 260H97ZM105 262H107V261H105ZM108 262H110V261H108ZM142 262V261H141ZM141 262L139 261L138 263L139 264H141ZM221 261L220 260H218V262L217 263H220ZM240 262V261H239ZM104 263V262H103ZM251 263V262H250ZM253 263V262H252ZM264 263V262H263ZM123 264V263H122ZM142 264H144V263H142ZM155 264V263H154ZM158 264V263H157ZM240 264H242V263H240ZM246 264V263H245Z\"/></svg>",
  "mask_w": 264,
  "mask_h": 264
}]
</instances>
